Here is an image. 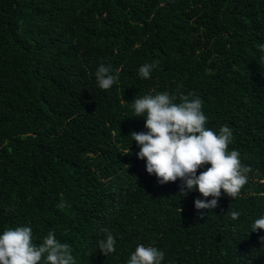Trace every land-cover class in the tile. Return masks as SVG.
<instances>
[{
	"label": "trees",
	"instance_id": "1",
	"mask_svg": "<svg viewBox=\"0 0 264 264\" xmlns=\"http://www.w3.org/2000/svg\"><path fill=\"white\" fill-rule=\"evenodd\" d=\"M261 45L264 0H0V234L31 227L39 245L52 231L76 264H127L138 244L162 264H264V229L251 232L264 215ZM101 63L121 68L108 90ZM157 92L194 93L206 128L232 130L228 150L251 168L237 198L221 190L197 210L212 197L146 171L131 102ZM103 228L117 241L107 256Z\"/></svg>",
	"mask_w": 264,
	"mask_h": 264
},
{
	"label": "clouds",
	"instance_id": "2",
	"mask_svg": "<svg viewBox=\"0 0 264 264\" xmlns=\"http://www.w3.org/2000/svg\"><path fill=\"white\" fill-rule=\"evenodd\" d=\"M264 51V45L260 46ZM264 59V57H262ZM158 61L145 63L139 68V76L149 79ZM121 68L101 63L95 71V80L102 90L110 89L118 82ZM179 99V102L177 100ZM203 101L194 93L170 95L157 92L135 97L131 102L134 117L145 119L147 132L132 131L129 135L140 148L139 159L146 160V171L155 174L160 184L182 181L180 193L186 196L198 190L204 197L194 201L197 210H212L218 206L221 190L235 199L248 182L251 168L242 165L240 153L229 144L233 141L232 130L223 126L217 134L206 128L207 117L202 111ZM210 165L197 175V170ZM61 207L64 204L60 205ZM203 215V214H202ZM233 220L239 211H231ZM264 229V215L251 225V232ZM103 238L96 247L105 256L116 251V239L108 228H103ZM264 242V237H261ZM163 250L154 246L138 244L127 264H162ZM76 264L70 246L58 241L54 232L43 237L39 245L33 242L31 227L7 228L0 234V264Z\"/></svg>",
	"mask_w": 264,
	"mask_h": 264
}]
</instances>
